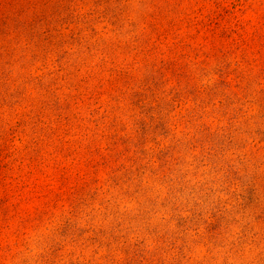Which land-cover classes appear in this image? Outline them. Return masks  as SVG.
<instances>
[{
  "label": "rangeland",
  "instance_id": "obj_1",
  "mask_svg": "<svg viewBox=\"0 0 264 264\" xmlns=\"http://www.w3.org/2000/svg\"><path fill=\"white\" fill-rule=\"evenodd\" d=\"M0 264H264V0H0Z\"/></svg>",
  "mask_w": 264,
  "mask_h": 264
},
{
  "label": "trees",
  "instance_id": "obj_2",
  "mask_svg": "<svg viewBox=\"0 0 264 264\" xmlns=\"http://www.w3.org/2000/svg\"><path fill=\"white\" fill-rule=\"evenodd\" d=\"M66 120L68 121V119ZM124 144H125L124 140L121 141L119 138H114L111 146L109 148H106V150H108L109 152L108 154L102 155V153H100L98 148L95 150H92L93 154L96 156L98 155L99 157V161L94 166L100 167V168H109L118 162H122L125 159L124 152H120L119 150H116V151L114 150L118 149V147ZM68 156L70 157L72 156V154Z\"/></svg>",
  "mask_w": 264,
  "mask_h": 264
}]
</instances>
